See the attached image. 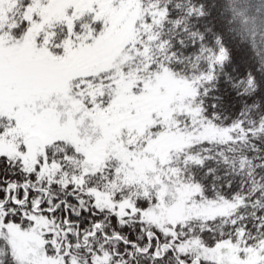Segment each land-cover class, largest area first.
<instances>
[{
	"label": "snow or ice",
	"instance_id": "6c2138e0",
	"mask_svg": "<svg viewBox=\"0 0 264 264\" xmlns=\"http://www.w3.org/2000/svg\"><path fill=\"white\" fill-rule=\"evenodd\" d=\"M0 264H264V0H0Z\"/></svg>",
	"mask_w": 264,
	"mask_h": 264
}]
</instances>
